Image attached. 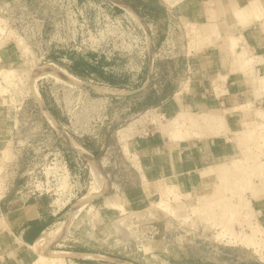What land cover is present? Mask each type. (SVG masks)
<instances>
[{
	"label": "rangeland",
	"instance_id": "rangeland-1",
	"mask_svg": "<svg viewBox=\"0 0 264 264\" xmlns=\"http://www.w3.org/2000/svg\"><path fill=\"white\" fill-rule=\"evenodd\" d=\"M122 1L144 22L148 37L141 25L111 0H0V88L5 90L0 92V114L13 121L7 132L15 129L14 135L3 138L0 197L12 183L23 181L29 191L30 181L44 178L42 172L53 156L58 159V154L63 155L59 140L79 157L81 171L80 181L79 173H71L70 181H79V192H73L65 218L46 240L49 251L61 254L59 264L87 261L65 252L68 248L62 245L69 240L84 249L82 253L98 250L89 256L91 262L100 261L98 253L103 251L124 260L123 264H264V227L252 208L253 201L264 197V122L253 124L251 131L239 136L241 152L230 163L218 166L223 173L212 177L215 182L203 193L183 195L158 185L142 209H136L143 204L139 201L133 207L123 202L117 186L137 184L122 160L127 141L161 130L179 134L192 127H186L184 121L181 127H172V119L161 115L155 104L166 90L161 94L159 85L145 92L147 103L142 104L140 92L133 94L137 95L134 102L132 90L116 91L94 78H83L73 65V55H98L83 52L98 47L116 55L118 49L123 54L131 51L126 59L105 61L137 79L150 61L155 66L166 53L192 50L197 38L191 43L190 26L162 24L163 10L177 0ZM125 19L136 28L139 42L126 40L131 28ZM166 36L167 45L163 43ZM43 65L59 68L85 86L70 85L45 73L38 75ZM155 79L160 80L158 76ZM164 79L168 90H174L175 81L163 78L162 82ZM37 93L58 128L47 121ZM46 129L48 133L43 131ZM51 135L57 138L55 145ZM76 144L100 167L95 190L81 210L92 177L89 161ZM127 177L130 181L123 180ZM37 261L38 256L30 264Z\"/></svg>",
	"mask_w": 264,
	"mask_h": 264
},
{
	"label": "crops",
	"instance_id": "crops-1",
	"mask_svg": "<svg viewBox=\"0 0 264 264\" xmlns=\"http://www.w3.org/2000/svg\"><path fill=\"white\" fill-rule=\"evenodd\" d=\"M164 10L162 24L167 27L190 26L197 38L195 48L186 52L182 49L175 55L166 53L160 58L159 66L149 62L150 66L143 70L140 78L134 79L120 72L98 55H73V65L83 78H94L97 83L116 91L132 90L134 102L137 95L133 94L140 92L142 104L147 103L145 92L159 85L161 94L166 91L155 105L166 119L187 113L195 118L216 116L222 122L219 126L194 127L179 134L161 130L136 135L127 141L126 153L122 149V160L137 184L117 186V189L126 205L133 207L136 201L143 203L136 209H142L151 194H156L158 185L173 188L183 195L203 193L215 178H204L202 173L235 159L243 145L239 136L251 131L253 124L264 122L259 118L260 113L264 115V0H177ZM167 36L163 42L165 45L169 41ZM163 78L175 81L174 90H168ZM9 122L13 121L1 113L0 158L3 138L15 133L13 128L7 132ZM43 131L48 133L47 129ZM51 137L55 145L57 138ZM58 145L70 173H79L80 181L79 157H75L59 140ZM123 180L130 181V177ZM9 186L11 188L0 197V264H30L37 257L33 246L42 235L61 223L68 201L75 190V195L78 194L79 189L75 187L74 191L52 198L31 196L23 181ZM252 208L257 221L264 227V197L253 201ZM105 211L102 213L107 216ZM113 219H109L110 223ZM71 242L62 245L68 248L65 252L87 260L83 264L124 261L101 251L98 253L100 261L91 262L89 256L99 251L82 253L84 249L75 241Z\"/></svg>",
	"mask_w": 264,
	"mask_h": 264
},
{
	"label": "bare ground",
	"instance_id": "bare-ground-1",
	"mask_svg": "<svg viewBox=\"0 0 264 264\" xmlns=\"http://www.w3.org/2000/svg\"><path fill=\"white\" fill-rule=\"evenodd\" d=\"M112 2L118 4L120 7H122L123 9H125V11L138 23L141 25V27L144 29V31L147 34V37L149 36L148 34V29L146 28V25L144 24V22L141 20V18L137 15V13L124 1L122 0H111ZM144 32V35H145ZM194 31L192 30L190 32V39H191V43H193L196 39V36H194ZM146 38V36H144ZM147 42V40H146ZM149 47V46H148ZM150 50V49H149ZM151 59V58H150ZM151 63V61H150ZM151 65V64H150ZM149 65V66H150ZM46 74L49 76H52L53 78H57L59 80L62 81H66L69 82L70 85H79V86H85L81 81L77 80L76 78H74L73 76L66 74L65 72H63L62 70H60L59 68H55L49 65H43L39 72L38 75H42V74ZM151 73V72H150ZM5 74V73H4ZM36 77V76H35ZM34 77V78H35ZM92 88V87H91ZM0 92L2 94L5 93V90H3L2 88H0ZM37 98L39 100V104L41 107V110L43 112V114L45 115L47 121L54 127L58 128V124L55 121V119L47 112V110L45 109V106L42 102V98L41 96L37 93ZM3 100V99H2ZM260 117L262 115H259ZM264 116V115H263ZM216 117V116H215ZM215 117H210V116H202L201 118H195L193 115L191 114H187V113H179V115H177L176 117H174L171 122L169 123L170 126L172 127H176L179 128L181 127V125L183 124V121L186 125V127H199L200 126H219L222 122L220 121V119L215 118ZM262 118V117H261ZM222 125V124H221ZM212 129V128H211ZM66 137V136H65ZM67 139V137H66ZM75 147L78 149V151L80 153H82L89 161V166H90V174L92 177L91 180V185L88 189V192L86 194V197L84 198L85 200L79 205V210L83 209V207L86 205V203L89 201V199L91 198L95 187H96V183L100 177V167L99 164L97 163V161L93 158V156L87 152L85 149H83L82 147L78 146L77 144L75 145ZM223 168L221 167H216V168H212V169H208L205 170L202 173V176H204V178H212L215 177L216 175L219 174V172L223 173L222 171ZM74 217V216H73ZM71 219V218H70ZM67 221V220H66ZM65 224V223H64ZM61 224V225H64ZM51 231L46 232L44 235H42V237L36 242V244L33 246V249L35 251V253H37L38 256V261L36 264H59L62 261L61 254L58 253H54L48 250V248L46 247V240L49 236ZM55 232V231H54Z\"/></svg>",
	"mask_w": 264,
	"mask_h": 264
},
{
	"label": "built area",
	"instance_id": "built-area-1",
	"mask_svg": "<svg viewBox=\"0 0 264 264\" xmlns=\"http://www.w3.org/2000/svg\"><path fill=\"white\" fill-rule=\"evenodd\" d=\"M125 20L131 28V30L128 29L130 34L127 36L126 40L130 44H133V42H139V40L137 39L139 38V36L135 34L136 28L132 25L131 21H128L127 19ZM83 52H95L98 54V56L102 57L108 62L116 57L120 59H126L132 54L131 51H127L126 54H123L121 49H118L116 55L113 51L111 53L105 52L102 47H98V49L90 51L86 49V51L83 50ZM56 159V156H53V162H50V164L46 168H44V171L42 172L44 178H42L41 180H37V178H35L34 181H30L32 188L28 192L31 196H51L56 198L62 196L65 193H68L70 190L74 191L76 184L74 181H70L71 173L66 159L63 155L61 157L60 154H58V159Z\"/></svg>",
	"mask_w": 264,
	"mask_h": 264
},
{
	"label": "water",
	"instance_id": "water-1",
	"mask_svg": "<svg viewBox=\"0 0 264 264\" xmlns=\"http://www.w3.org/2000/svg\"><path fill=\"white\" fill-rule=\"evenodd\" d=\"M45 109H46V107H45ZM47 110V109H46ZM48 113H49V111H47ZM50 114V113H49ZM51 115V114H50ZM52 117H53V115H51ZM54 118V117H53Z\"/></svg>",
	"mask_w": 264,
	"mask_h": 264
}]
</instances>
